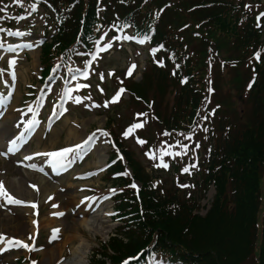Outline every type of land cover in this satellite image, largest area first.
<instances>
[{
	"label": "rangeland",
	"instance_id": "rangeland-1",
	"mask_svg": "<svg viewBox=\"0 0 264 264\" xmlns=\"http://www.w3.org/2000/svg\"><path fill=\"white\" fill-rule=\"evenodd\" d=\"M77 1L79 3H76L75 8H71L62 15L64 18L62 27L66 32L71 31L72 28L69 25L71 21L77 18L79 11H84V8L93 6L91 0ZM57 2L58 0H20V2H17V0H1L0 29H3V31H0V44L3 47H0V79L6 80L13 72L15 76L12 78L14 79L13 82L0 86V95L9 94L11 97L10 112L4 115L0 123V144L23 120L20 116L22 111L19 108L27 109L31 102H35L39 98H42L41 103L43 106H46L48 101H59L63 94L62 91L65 90L62 88L63 84L66 85L65 82L68 83L66 89H76V85H83L73 92V96L81 97L83 102L77 105L65 97L63 100L68 102L66 106L68 111L52 127V130L57 134L52 135V130L47 133L46 137H43L41 132L37 133L28 150L53 152L62 148L73 147L76 143L93 134L96 138L93 140V145L89 144L86 149L82 150L89 151L86 161L79 168H74L70 173L71 175L66 177L49 179L40 168H37L36 171L22 169L18 158H14L17 161L16 163L11 159L0 158V181L3 182L8 193L16 199L29 198L36 202L35 208L12 207L6 197L0 196V201H4L6 204H0V212L11 218L6 223L4 221L1 223L0 220V225L7 227L4 235L32 246V248H23L22 245H15L14 250H11L8 246L5 248L7 249L5 253L0 254V264H28V257L35 259L37 264H71L73 260L78 262L77 264H89L93 249L103 248L104 251H108L106 249L108 239L121 223L116 217L111 219L107 215V213L113 212L112 200H109V197L114 193L110 190H120L114 184L110 185L104 181L106 176H104L105 171L102 167L108 163L109 156H112L111 153L117 154L118 152L117 148H111L112 142L108 132L111 134L119 133L124 141L123 145H126L128 149L127 154L130 155L131 159L138 162V167L142 169L143 175L152 176L155 179L156 185L152 186L150 191H147L154 199L153 204H158V207L152 205V212H155L156 217L161 220L164 219L159 215H164L166 218L167 211L172 212L170 214H173L172 217L175 220L174 224L168 226L169 233L166 240L171 238L183 244H185L184 240L198 244L195 249H192L194 251L188 248L189 251L178 250L180 249L178 247V249L171 250L172 254H186L187 258L184 260L187 261V264H210L217 261V258L210 251L206 252L207 250L203 249L206 246L214 247L215 240L226 235L224 227H218L219 223L224 222L223 219L218 218L221 210L223 211V217L236 215L239 210L245 213V222L241 223V225H245L240 228H233L236 233L239 229L240 241H235L233 247L239 244L244 245L243 234H247L248 228L246 224L249 222V216L254 215V212L257 226L254 229L255 239L257 241L261 239V215L264 209V155L259 159H254L252 163L254 172L250 174L246 172L249 170L250 165L246 164L243 166L246 170L242 173L238 172L237 166H230L229 170L224 171L223 165L220 172H215L219 166V159H216L212 172L214 177L223 178L220 180L219 185L221 188L226 189L227 196L216 199L214 193L217 192V189H214L213 183L209 185L199 203H196L198 209H193L195 207H193V203L185 200L187 199L185 195L194 194L198 196L200 193L199 183L202 181L203 176L201 167L204 168L206 149L209 145L213 146L214 149L224 145H226L225 147H232L231 140L239 139L246 130L251 129L253 126L251 131L254 132L258 151H262L264 147V116H253L254 99L251 96L252 81L258 78L255 63L258 61L256 56L251 53L246 55L248 51L243 54L231 49L226 45L227 39L222 38V34H217L216 43L212 49L217 50L219 48L221 55L218 54L219 58H217L212 54L208 60L210 68L208 71L210 85L208 92L210 91L212 94L211 103L204 109L199 122L192 127V130L169 134L167 130L161 129L162 131H159L155 122L152 123L150 120L142 118L139 107L143 104L136 97V95H141L146 100L149 97L154 100L151 108L155 115L152 117L154 119L158 118V126L169 127L170 123L172 124L170 126L179 123L180 118L178 115H181L182 112H177V109L173 110L177 106L176 99L180 94L179 85L178 83L175 84L176 79L174 77L176 73L173 66L168 65L169 79L165 77L163 79H166V81H163L159 77V69L155 67L152 69L149 65L155 62L159 64L158 66H163V57L168 52L166 49L161 50L156 55L151 53V49L147 47V44L135 45L131 42L116 41L112 39L115 37L114 35L102 34L101 38L103 40H96V42L99 41V45L95 43L96 50L91 52L92 49H82L83 45L78 41H74L73 36L71 46L62 52L63 58L58 64H62L65 60L68 61L71 57L66 58V55H72L73 53L76 54L75 57L78 56V63L68 68L63 67L64 69L56 70L52 76L44 77L47 73L42 71L41 67L43 66L41 53L44 50V48H41V38L44 34H48L47 42H51V35L55 36L56 28L61 25L62 17H60V14H56L57 9L52 10L50 8L53 4L57 5ZM33 4L36 6L35 11L32 9ZM244 5L248 11L256 13V17L264 13V0H244ZM165 12H167L165 16H170L172 19L178 20L179 23L191 18L187 14L176 17L171 10L167 9ZM192 15L194 16V14ZM172 19L167 18L170 22H173ZM17 31L23 33V35L10 34ZM184 36L187 37V31L184 32ZM109 40H111L113 48L106 52H98L99 46ZM53 46L56 47L57 44ZM188 46L194 47V42L189 40ZM15 48H20L22 52L19 55H13L12 51ZM169 50H172V48ZM258 52L264 58V50L260 49ZM94 53H98V55L95 60L93 59L89 71L86 72L87 76L78 73L83 66H81V62L83 64L89 57L93 58L92 54ZM169 57L172 58L171 55ZM235 57H239L240 62L237 68L240 72V78L238 79L234 77L235 66L229 68L223 65L224 68H222L218 60L220 58H231L233 60L232 58ZM12 60L16 61L14 66L10 63ZM230 63V65H233L232 62ZM133 64L136 67L132 69L131 75H128L129 68ZM5 66L8 68L7 70H5ZM77 70L79 71L77 72ZM125 71L126 75L130 76L126 82L129 87L128 91L123 90L121 86V81L124 78L123 72ZM73 76H75V79L72 78ZM262 80L264 82V78ZM137 83L138 85L134 87ZM117 92H120L118 102L108 103V106L104 107L105 102L111 101ZM240 92L242 93V100L237 99ZM89 96L91 97L90 100L85 99ZM94 104L99 105V107L93 106ZM84 105H88V107ZM160 106L161 108L165 106V109H160ZM155 120L157 121V119ZM133 124H142V127L135 128L125 137L123 134ZM68 129H72L74 135L68 134ZM103 132H107L108 135H103ZM139 140H143L145 143L141 144L138 142ZM173 153H176V155ZM46 162L44 161L40 165L45 167ZM163 164H167L168 167H163ZM128 169L130 170V167ZM184 169H188V171H184ZM122 171L123 174L129 173L124 167ZM73 173L82 174L83 178L72 179ZM92 173H95V175H92ZM248 176H252V179ZM40 178L42 184L45 182V190L39 185L41 184L39 182ZM10 179L19 181L25 188L24 191L28 189V195L24 197L18 190L13 188L9 183ZM149 181L148 178L147 182ZM134 182L138 186L143 185L141 180H135ZM195 183L198 184L197 191H193V187H191ZM252 183L254 189L250 186ZM31 185H36V188ZM184 185L188 187H184ZM249 188L252 190V194L245 195L249 192ZM127 190H129L128 187ZM98 194L103 195L101 200L105 196L108 197L107 200H104L107 206L100 207L92 211L91 215H84L83 217L70 212V210L75 211L73 205L77 206L81 201L85 204L88 203L85 197ZM174 194H176V199L172 196ZM50 196L53 199L49 200L48 197ZM177 200L180 202L175 205ZM54 204L57 207H53ZM218 205H221V207ZM63 210L65 211L63 216L54 215V213ZM83 219H86V221L81 224ZM33 221H36V227L33 226ZM135 225L136 222L131 228L134 229ZM141 225L139 222L135 228L140 231ZM53 229H60L58 239H51ZM72 229L75 230L73 234L76 238L73 243L66 245L64 239ZM76 231L79 232L76 233ZM161 231L163 232V230ZM202 232H204L201 235L202 240L207 234L210 245H206V242L199 240L194 235L196 233L198 235L202 234ZM157 241L159 244L156 248L165 249L164 246H161L162 240H160V237ZM73 246L78 247L75 254L72 251ZM247 248L251 252L238 264H257V247L250 249L248 245ZM50 250H53V253H50ZM236 250L237 247L233 249V252ZM192 252H198L199 254ZM189 257L193 259H189ZM106 264L112 263L108 262Z\"/></svg>",
	"mask_w": 264,
	"mask_h": 264
},
{
	"label": "trees",
	"instance_id": "trees-1",
	"mask_svg": "<svg viewBox=\"0 0 264 264\" xmlns=\"http://www.w3.org/2000/svg\"><path fill=\"white\" fill-rule=\"evenodd\" d=\"M67 2H71L72 0H66ZM164 0H152L151 4L154 3H162ZM181 5L179 8H173L172 10L174 11V15L176 17L180 16L181 14L183 15V13L181 12V6L183 8H187L188 5L191 3H197L199 0H181ZM213 1H218V0H213ZM77 3H79V1H77ZM76 7V3L74 4V6H72V8ZM123 9L125 10L126 8L123 7ZM91 9L88 6V10H87V15L86 18L81 19L82 20V30L83 33L86 32L85 30L88 27V23L91 20ZM81 11H79L77 13V18L72 21V23L69 25L71 29V31L65 32V38L64 41L68 42L72 39L73 35H75V32H77V24H78V17L80 16ZM200 14L203 17H214L216 18V27L214 28L215 32H218L220 34H222V36L224 38H226L229 42H232L233 44H236L238 47H242L244 44H248V41L250 40L251 37H253L255 39V41L257 40L258 36H257V32L255 31H251V27L248 24V28L246 29H242L239 25H237L234 21H232L228 15L225 13V11L223 9H221L219 6L213 5L210 8H204V10L202 12H200ZM90 16V17H89ZM213 22V20L211 19V23ZM255 35V36H254ZM260 36V35H259ZM44 51H45V57L43 58L44 62L48 65L50 60H49V45L44 47ZM262 78H260L257 81L256 84V92L255 94L252 96L253 97V116H258V115H263L264 116V82H263V78H264V68L262 70V74H261ZM138 84L134 85V87H136ZM140 88V85H139ZM183 91L185 92V95L188 94L187 91V87L183 86ZM263 100V103H262ZM189 101L188 95L186 97V102ZM253 128V126H252ZM251 129L246 130V132L241 135L239 137V139L233 140V146L232 147H228L227 150L224 152V157H223V166H225V170L227 171L229 170L231 167L230 166H237L238 168V172L242 173L244 170H246L245 168H243V166L246 165H250L249 170H247L246 172H248V174L253 173L254 172V166H252V163L254 161V159H259L262 155H264V147L262 149V151H258L257 147L258 144L256 143V138L254 137V132L251 131ZM248 133V135H247ZM258 143V142H257ZM134 170H135V176L136 178H138L139 180H141L143 182V191H141V198H139L140 202L135 201L134 204H131L132 208L134 210H139L138 205H140V209L142 213V216H138V218L140 219L141 222V226H140V231L141 234H144L145 232H147L148 234L145 236V242L152 241L150 243V245L155 248L159 242L157 241V239L160 237V240H162V244L161 246H164L165 249L168 248V250H173L176 248H180L179 250H188V249H195L196 246H198V244L192 242V241H186L184 240L185 244L178 242L176 240H173L170 238V240H166L167 235L169 233V224H174L175 220L172 217L173 214L171 215L169 212L167 211L166 214V218L164 215H159L162 216V218L164 220H161L160 218L156 217L155 212H152L153 210V206L152 205H156L153 204V198L148 194L147 191H149L146 186H145V182L147 184V180H148V176H144L142 174V172L140 171L138 165L136 166V164H134ZM245 172V173H246ZM248 178L252 179V176H248ZM223 178L221 177H215V182H216V188H217V192H216V199H220L222 197L225 196L226 194V189L225 188H221L219 185L220 180H222ZM255 180V179H254ZM254 183V181H253ZM251 184L250 186L252 187V189H254V184ZM252 194V190L249 188V192L245 193V195H250ZM174 199H176V194L172 195ZM152 198V199H151ZM142 201V204H140ZM180 201L177 200L175 205L177 203H179ZM217 205V204H216ZM158 207V204L156 205ZM221 207V205H218ZM255 210V208H254ZM162 211V210H161ZM176 213V212H175ZM223 211L221 210L219 213L218 218L223 219V223H219V226L224 227L226 235H223L222 238L215 240V244L214 247H209L206 246L205 249L203 250H207L206 252L210 251V253L215 256V258H217V261L212 262L210 264H238L239 262L243 261L246 256H248V254L251 252L248 250L247 246L249 245V248H254L257 247V251H258V262L257 264H264V216H263V222H262V238L259 239L257 241V239H255V235H254V229L256 228V215L254 212V215L249 216V222L246 224V226L250 229L247 228V234H243L244 235V245L239 244L237 247V250L235 252H233V249L235 247H233V244L235 243V241H239V229L237 231V233L235 232V230H233L234 227H243V225H241L242 222L244 221V216L245 213L244 211H237L236 215H226V216H222ZM143 218V219H141ZM169 218V219H168ZM217 219V218H216ZM215 219V220H216ZM213 221V220H212ZM211 221V222H212ZM210 222V223H211ZM246 228V227H245ZM151 229V230H150ZM163 230V232L161 231ZM131 231V230H130ZM139 231V232H140ZM158 231V232H157ZM144 232V233H143ZM162 232V233H160ZM129 231H126L125 234L119 233L118 235L114 236L111 238L110 240V249L113 251V255H109V257L113 260H118L120 258H122L123 256L126 255H133L135 253V251L137 249H139L142 244L141 240L135 235V234H129ZM204 232H202V234L196 233L194 234L199 240L206 242V245H210V240L207 237V234H205L204 239L202 240L201 235H203ZM157 237V238H156ZM183 237V236H181ZM155 239V240H154ZM240 242V241H239ZM259 242V243H258ZM201 243V242H199ZM208 243V244H207ZM188 248V249H187ZM189 251V250H188ZM194 251V250H192ZM196 251H201V250H196ZM192 253H198V252H192ZM199 254V253H198ZM182 257L186 256V254H181ZM189 259H193L190 258ZM95 264H105L104 261H97Z\"/></svg>",
	"mask_w": 264,
	"mask_h": 264
},
{
	"label": "snow or ice",
	"instance_id": "snow-or-ice-1",
	"mask_svg": "<svg viewBox=\"0 0 264 264\" xmlns=\"http://www.w3.org/2000/svg\"><path fill=\"white\" fill-rule=\"evenodd\" d=\"M17 2H20V0H17ZM35 7H36V6L33 4V5H32V9H33V11H35ZM260 15H261V16H264V13H261ZM258 26H259V25H258ZM0 31H3V29H0ZM10 34H12V35H17V36H19V35H23V33L19 32V31H17V32H15V33H10ZM105 35H107V33H105ZM101 39H102V38H101ZM112 39H114V40H116V41H136V42L139 43V44H143V43L146 42V40L148 39V37L145 36V37H143V38H140V37H138V36L127 35V34H125V35H123V36H115V37H113ZM95 43H96L97 45H99V41H97V42H95ZM0 47H3V45L0 44ZM29 47H30V45H29ZM161 47H163V46L161 45ZM112 48H113V44H112L111 40H109V41L105 42L102 46H99V48H98V52H106V51H108V50H110V49H112ZM153 51H155V49H154ZM97 55H98V53H94V54H92L94 60L96 59ZM260 55H261L260 52L255 53V56H256L257 59L260 58ZM10 63H11V65L14 66V65L16 64V61H15V60H12ZM88 63H90V62H88ZM135 67H136L135 64L131 65V67L129 68V71H128V75H131V73H132V69H134ZM77 71H79V70H77ZM83 74H84L85 76H87V73H86V72L83 73ZM109 75H111V73H109ZM13 76H15V73H14V72H13ZM72 78L75 79V76H73ZM101 78H103V76H101ZM82 86H83V85H79V84H78V85H76V89H73V88H67V89H65V90L63 91L62 96H61V100H63V99L66 97L67 99L72 100V102H73L74 104H77V105L81 104V103L83 102V101H82V98L79 97V96H73V92H74L75 90H78V89H79L80 87H82ZM249 86H251V85H249ZM119 96H120V92H117L116 96H114V97L112 98L111 101L105 102V104H104L103 106H104V107H107V106H108V103H115V102H118ZM85 99H89V100H90L91 97L89 96V97H86ZM84 106H85V107H88V105H84ZM93 106H95V107H99V105H95V104H94ZM29 111H33V110L30 108ZM67 111H68V109L65 108V107H63V105H61L60 108L58 109V114H59V116H63L64 113L67 112ZM53 116H57V112H56V111L53 112ZM37 124H38V121H37V120H35V119L29 120V121L27 122V124H26V128H27L29 131H32V130L35 128V126H36ZM138 127H142V124H133V125H131V126L129 127V129H128L123 135H124L125 137H127V136H128V135H129V134H130L135 128H138ZM98 131H99V130H98ZM103 135H108V133H107V132H103ZM95 138H96V137H95V134H93L92 136H90V137L88 138V140L84 141L83 144H77V145L74 146V148H73V147H66V148H62V149H60V150H58V151H53V152L45 153L44 155H46L47 157H50V158H51V159L49 160V162H50L54 167H57V168L63 169V168L66 166V164H70V163L72 162V161L69 159V155H70V154H73V153H74L77 157L82 158V156H81V152H82V150L86 149V148L88 147V145H89V144H90ZM138 142L141 143V144L145 143V141H143V140H139ZM16 150H17V149H16V141L13 140V141L10 142V145H9V147H8V152H14V151H16ZM25 158H26V159H31V157H25ZM153 158H155V157L153 156ZM121 159H122V157H121ZM162 166L165 167V168L168 167L167 164H163ZM32 167H35V165H32ZM184 171H188V169H184ZM125 174H127V173H125ZM92 175H95V173H92ZM31 186H32L33 188H36V185H31ZM132 187H136V185L133 184ZM184 187H188V186H187V185H184ZM110 191H112L113 193H115L116 189H111ZM0 196H4V197H6L8 203H15V204H23V203H25V201L18 200V199H16V198H14L12 195H10V194L8 193V191L5 189L4 184H3L2 181H0ZM48 199L51 200V199H53V197L50 196V197H48ZM85 199H88V198L85 197ZM103 199H104V200H107L108 197L105 196V197H103ZM81 203H83V201H81ZM31 206H32L33 208H35V207H36V204H35V203H32ZM53 207H57V206L54 204ZM54 215H57V216H63L64 213H63V212H57V213H54ZM107 215H115V213H107ZM33 223H35V221H33ZM59 236H60V229H53V230H52V236H51V239H53V240L58 239ZM0 239H3L2 235H0ZM9 243L11 244V241H9ZM16 244H17V245H22V246L25 247V248H32L31 245L26 244V243H24L23 241H17ZM33 250H34V249H33ZM32 264H37V262H36V261H32ZM123 264H127V261H124Z\"/></svg>",
	"mask_w": 264,
	"mask_h": 264
},
{
	"label": "bare ground",
	"instance_id": "bare-ground-1",
	"mask_svg": "<svg viewBox=\"0 0 264 264\" xmlns=\"http://www.w3.org/2000/svg\"><path fill=\"white\" fill-rule=\"evenodd\" d=\"M68 134H71V135H74L73 133V130L72 129H68ZM51 134L53 135L54 134V136L57 134V132H55L54 130H52V132H51ZM16 180V179H15ZM14 179H10V184H11V186L13 187V188H15L16 190H18V192L20 193V194H22L24 197L25 196H27L28 195V189L27 190H25L24 191V187L21 185V183L19 182V181H15ZM41 184H42V182H41V178H40V181H39ZM45 183V182H44ZM39 184L40 186H41V188L42 189H44V188H46L45 187V184ZM45 190V189H44ZM5 216V217H4ZM4 217V218H3ZM9 219H11V218H9L6 214H3L2 212H0V220H1V223H3V221L6 223L7 221H9ZM85 221H86V219H83V221H81V224H84L85 223ZM0 223V224H1ZM4 225H0V231L2 232V233H5L4 231L6 230L5 228H7V227H3ZM11 228H13V227H11ZM75 230H70L69 232H68V235L66 236V238L64 239V243L67 245L68 243H73L74 242V240H75V238H76V236L73 234V232H74ZM79 231H76V233H78ZM64 244V245H65ZM72 251H73V254H75L77 251H78V247H75V246H73L72 247ZM50 253H53V250H50ZM78 262H76L75 260H73V262H71V264H77ZM65 264V263H64Z\"/></svg>",
	"mask_w": 264,
	"mask_h": 264
}]
</instances>
